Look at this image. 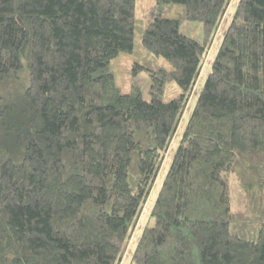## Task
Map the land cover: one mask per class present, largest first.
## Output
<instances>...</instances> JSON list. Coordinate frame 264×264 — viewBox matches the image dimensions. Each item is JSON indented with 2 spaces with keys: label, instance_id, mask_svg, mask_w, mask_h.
<instances>
[{
  "label": "trees",
  "instance_id": "1",
  "mask_svg": "<svg viewBox=\"0 0 264 264\" xmlns=\"http://www.w3.org/2000/svg\"><path fill=\"white\" fill-rule=\"evenodd\" d=\"M155 1L0 0V264L122 263L233 0ZM150 218L131 264H264V0L238 1Z\"/></svg>",
  "mask_w": 264,
  "mask_h": 264
},
{
  "label": "rangeland",
  "instance_id": "2",
  "mask_svg": "<svg viewBox=\"0 0 264 264\" xmlns=\"http://www.w3.org/2000/svg\"><path fill=\"white\" fill-rule=\"evenodd\" d=\"M238 1L239 0H233L232 3L230 4L229 10L227 12L225 21L220 29V32L218 33L217 38L214 41L207 57L205 58L202 74L197 84V88L195 89L193 96L190 100L189 106L187 107L180 130L175 140L173 141L171 150L168 152L165 158L160 175L155 184L154 191L144 208V212L142 214L140 222L135 230L134 236L130 244L128 245V248L126 250L125 256L121 264H131L132 251L136 246L138 238H140L139 236H141L142 234L143 228L147 224H150V225L154 224V220H151L150 218L151 208H152V205L154 204V201L157 198L158 191H159V188L161 187L162 181L170 167V161H171L173 149L177 145L180 135L182 133L183 127L190 117L192 108L194 107L195 102H196L197 92L207 79L208 73L210 71L211 63L214 60L215 55L218 51L220 40L223 36V33L225 32V29H227L229 26L230 20L235 11ZM156 4L157 3L155 0H137V17L140 20H144V21L150 19L149 18L150 10L153 7H155ZM174 8H175L174 12L170 14L169 16L171 18H178L179 13L180 12L182 13L184 11V7L182 5H176ZM182 29H183V32H185L186 34L190 36H193L199 39L202 36V24L201 23L182 22ZM136 59L137 58L133 54L122 53L115 60L112 61L109 68L115 76V85L119 87L124 93L140 92L142 93V95L144 96L146 100H150L149 87L151 85V77L147 71L141 70L138 66H136V61H137ZM159 64H161L165 69H169V66L166 64L165 61L159 60ZM180 93H181L180 88L174 82L169 83L167 86V90H166L165 100L170 101L173 98H175L177 95H179Z\"/></svg>",
  "mask_w": 264,
  "mask_h": 264
}]
</instances>
